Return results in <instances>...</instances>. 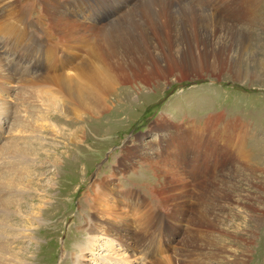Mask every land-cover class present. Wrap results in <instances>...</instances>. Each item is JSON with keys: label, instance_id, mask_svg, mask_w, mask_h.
Instances as JSON below:
<instances>
[{"label": "rangeland", "instance_id": "obj_1", "mask_svg": "<svg viewBox=\"0 0 264 264\" xmlns=\"http://www.w3.org/2000/svg\"><path fill=\"white\" fill-rule=\"evenodd\" d=\"M63 1L69 4V0ZM230 1H81L74 11L84 15L86 26L81 28L82 37L94 33L101 40L107 29L104 23L122 17L127 25L138 19L144 9L155 18L159 14L161 24H170L166 32L169 39L179 36L177 29L182 23L187 24L191 35L189 42L184 43L188 45V57L200 45L199 41L206 40L207 47L212 42L213 49L227 44L229 36L224 31L231 29V23L241 33L230 44V51L224 48L222 55L238 60L243 74L234 75L226 66L220 74L210 70L189 74L190 71L181 72L168 64V76L149 77L148 69L158 72V65H145L134 82L116 80L101 107L85 105L70 112L60 97L54 98L55 104L51 105L43 93L32 96L29 83L24 82L25 76L44 72L68 74L80 61L93 64L88 53L89 41L80 43L77 52L75 42L64 51L61 43L39 36L24 44V54L18 53V66L11 64L8 69L12 78L8 81L0 78V225H4L0 230L4 237L0 264H127L124 259H128V264H180L181 252L176 248L184 230L180 231L168 218H151L144 210L151 207L150 181H161L155 168L145 170L151 159L153 164L156 162L155 154L170 148V138L177 131L192 125L201 131L204 125L212 128L214 121L209 135L223 132L230 142L226 127H233L235 134L240 135L244 129L235 127L237 123L245 125L243 143L250 160L244 163L240 160L238 164L234 161L223 168L219 165L221 169L213 167L196 178V182L211 184L214 207L210 219L216 220L218 227L212 232L218 237L212 245L213 258L205 259L204 263L231 264L233 256L229 252H233L239 264H264V0H241L240 9L229 7ZM61 8L54 6L52 15H57ZM213 9L227 20L223 21L227 27L219 28L214 37L211 32H204V28L211 27L203 21H177L182 12L189 10L201 12L200 19L208 20ZM237 10L245 14L242 23L233 18ZM162 11H168L172 18L160 14ZM173 21L178 23L174 25ZM34 26L25 23L23 30L38 35L35 34L38 24ZM1 41L0 52H4L7 49ZM181 49V45L170 46L175 56L181 55ZM74 52L76 57L72 61ZM201 134L206 136L202 131ZM218 143L217 140L215 144ZM123 147L127 150L120 155ZM130 148L137 153L126 165H119L123 155L133 152H128ZM185 155L192 156L190 152ZM164 156L161 154L163 159ZM184 176L192 183L190 176ZM102 190L108 194L102 195ZM133 191L138 198L127 195L131 192L134 195ZM6 201L10 202L5 204ZM99 218L101 221L113 218L120 232L99 228L96 225ZM182 224L184 228L185 222ZM105 231L109 236H105ZM126 231L137 236L135 241L132 238V247L122 238ZM92 238L95 245L89 251L85 247ZM243 240L246 250L242 247Z\"/></svg>", "mask_w": 264, "mask_h": 264}, {"label": "bare ground", "instance_id": "obj_2", "mask_svg": "<svg viewBox=\"0 0 264 264\" xmlns=\"http://www.w3.org/2000/svg\"><path fill=\"white\" fill-rule=\"evenodd\" d=\"M81 1L83 0H74L75 3H73L72 0H69V4H66L63 0H0V40H2L1 44L4 45V48L7 49L4 52H0V78H4L5 81L12 78L8 72L10 65L14 64L13 67L18 66L20 62L19 55L24 54V44L28 45L29 41L34 42L35 38L37 39L36 36L44 40L49 39L55 43H61L64 51L68 49L72 42L76 43L75 52H77L80 43L90 42L88 53L89 56L93 58L92 62L94 65L91 62L80 61L69 69L68 74L54 75L44 72L29 75L27 77L25 76L24 78V82L29 83L27 87H30L32 96L33 94L43 93L46 95L45 100L51 102V105L55 104V100L60 97V102H62V105L66 106L70 112L77 110V108L81 109L85 107V105L101 107L103 98L107 95V92L113 89L116 80L123 78L129 83L134 82L137 77L141 76H137V72L141 70L140 68H144L145 65L148 67L155 64L158 65V72H155L151 68L148 69L147 75L149 77H155L158 74L168 76V64H171V67L181 72L190 71L189 74H199L203 70H210L212 73L220 74L225 66L230 68L234 75L244 73L237 63L238 60L232 59L231 57L225 58L227 55H222L224 53V48L230 51V44L235 41V38L241 33L238 32L233 23L230 24L231 29L227 31L225 28L227 26L223 22L226 19L221 14L214 12V10L217 9H213V11L210 12L211 17L208 20H201V12L198 14L191 10L184 11V13L182 12L181 18L177 20L179 22H190L192 20L203 21L211 27L204 28V32H211L213 37L219 34V28L224 27V35L229 36L227 37V44L226 42L222 43L221 47L214 49L212 47V42L211 45L207 47L205 44L206 40L199 41L200 45H196L193 50L194 53L188 57L186 55L188 45L184 43L189 42V37L191 35L189 36L188 34L187 24L182 23L177 29L179 36L169 39L166 32L170 30V24H161L158 20L159 14H157L155 18L148 9L140 11L138 19L135 18L133 22L127 25H124V21L121 19L122 17H115L114 20H111L108 24L104 23L103 26L107 29L103 35L100 33L103 36L101 40L97 39V34L94 33L82 37L84 33L81 32V28L86 26V22L82 20L84 15L74 11L77 5H80ZM240 2L241 0H232L227 5H229V7L232 5L235 9L239 7L240 9ZM56 5L62 8L57 15L53 16L54 6ZM31 14H33L34 17L33 15L31 16ZM160 14H166L167 18H172L168 11H162ZM53 18L59 21L60 24L55 23ZM233 18L237 23H242L243 20H245V14L243 11L237 10ZM25 23H29L32 26L38 24L35 30V34L38 35H33L32 32L31 34L26 33L27 31L25 32V30H23V25ZM176 23L178 22L173 21L174 25ZM171 45L176 47L181 45L182 49L180 51V56H175L170 51ZM8 52H13L15 56ZM75 52L72 56V61L76 57ZM16 77L19 78L20 75ZM16 77L14 79L19 82ZM17 81L14 82L18 83ZM48 105L50 106L49 103ZM215 123L216 121L213 122V126ZM237 124L235 130L244 129L243 133L240 135L235 134L233 127H226L231 142L223 132H221L222 134L218 132V134L214 133V135H209L213 126L212 128L206 125L200 127L202 128V133H205L206 136L201 134V131L198 129L199 127L193 125L187 129H181L179 130L180 133L177 131V133L173 135L174 137L170 138V148L166 151H161L159 154H155L154 157L156 162L153 164L154 160L151 159V165L145 170L149 171L151 167L155 168L156 172H160L159 179L161 181L155 183H153L154 181L152 180L150 181L151 196L149 197V204L151 207H147L144 210L148 211L149 217L156 218L161 216L164 220L168 218L171 223L176 224V227L180 231L184 230L183 236L180 235L182 237L181 243L179 247L176 248V251L181 252L182 257L180 256V261L178 262L180 264H203L205 259L210 257L213 258L212 245H214V239L218 237L213 235L212 232L216 231L218 227L216 220L210 219V214L213 213L214 207L213 196L210 195L211 189H209L211 184L209 185V182L204 181L200 182V180L196 182V178L202 177L206 171L213 167L218 170L219 165H222L221 168H223L234 161L238 164L240 160L243 163L250 160L249 152L245 149L243 143L246 127H243L245 126L244 124ZM155 127L158 128V125L156 124ZM217 140L220 142L218 146L215 144ZM212 141L213 146L211 148ZM226 142L230 143L229 147L225 146ZM160 144H162V142H160ZM130 149H128V152H133L130 154L128 153V156L123 155L118 162L119 165H126L125 162L132 155L137 153L136 150ZM210 149H212V151H210ZM126 150L127 147H123L119 151V154H123ZM215 150H218V153H216ZM186 152H190L192 156L188 158L185 155ZM161 154H166V156H164L165 159L161 157ZM179 165L182 166L181 169ZM242 166L245 167V165ZM176 168L179 169L177 170ZM184 175L190 176L192 183H188ZM100 193L102 195L108 194L105 190H102ZM135 194L136 192H134V195H132L131 192L127 195L138 198V195ZM221 198H223V196H221ZM7 202L10 201H6L5 204ZM204 202L203 212H200L199 208ZM229 205H232V203H229ZM245 208L250 209L251 207L246 206ZM131 210L132 209H130V212ZM142 214L143 213H141V215ZM149 217H147V219H149ZM259 218L260 217H255V219ZM255 219L253 218V221ZM106 220L108 221H101V218H99L96 225H98L99 228H108L110 231L114 230V232H120L117 231V225H114L116 222L113 218ZM152 221L153 219L147 221L145 226H148ZM183 222H185L184 228L181 227ZM3 226V224L0 225L1 231L3 230ZM104 234L106 237L109 236L107 235V231H105ZM92 237L95 236L92 235ZM3 238L4 237L0 235V244L4 242ZM122 238L128 243L129 247H132V238L135 241L137 236L135 234L130 235V232L126 231V233L122 235ZM114 239L115 238H113L112 241H114ZM118 239L121 240V236ZM108 240H110V238H108ZM241 243H243V249L246 250L247 244L244 240ZM94 245L95 241L94 238H92L86 244L85 248L90 251ZM226 245L227 244L224 243V248ZM202 246L207 249V252L203 251L204 248H202ZM218 248H216L217 251ZM221 250L223 251L222 248ZM176 251L174 252L175 254ZM229 253L233 256L230 263L239 264L236 255L233 252ZM103 261L107 262L105 259ZM127 261L128 259H124V262L128 264Z\"/></svg>", "mask_w": 264, "mask_h": 264}]
</instances>
